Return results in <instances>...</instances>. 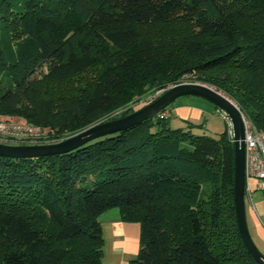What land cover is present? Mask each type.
<instances>
[{"label": "trees", "instance_id": "obj_1", "mask_svg": "<svg viewBox=\"0 0 264 264\" xmlns=\"http://www.w3.org/2000/svg\"><path fill=\"white\" fill-rule=\"evenodd\" d=\"M236 1L0 0V117L45 127L52 143L135 110L111 115L134 99L131 80L140 94L192 73L264 131V0ZM181 21L180 37L139 35ZM95 66V86L57 92ZM171 105L68 152L0 155V264H102L110 208L139 224L130 264H258L236 224L227 128L172 126Z\"/></svg>", "mask_w": 264, "mask_h": 264}, {"label": "water", "instance_id": "obj_2", "mask_svg": "<svg viewBox=\"0 0 264 264\" xmlns=\"http://www.w3.org/2000/svg\"><path fill=\"white\" fill-rule=\"evenodd\" d=\"M193 95L221 109L232 132L233 143V202L239 235L247 251L258 264H264V253L254 243L246 219L245 172H244V127L239 107L227 96L210 85L200 82H180L167 88L152 101L119 117L99 121L87 128L52 143L10 144L0 142V155L7 157H38L71 151L88 141L107 134L125 130L152 118L171 105L178 97Z\"/></svg>", "mask_w": 264, "mask_h": 264}, {"label": "rangeland", "instance_id": "obj_3", "mask_svg": "<svg viewBox=\"0 0 264 264\" xmlns=\"http://www.w3.org/2000/svg\"><path fill=\"white\" fill-rule=\"evenodd\" d=\"M219 2L222 5V7L227 9V10H234L240 6L239 2H237L236 0H219ZM244 9L247 10V7H244ZM249 18L250 17L248 16L247 20ZM138 31H139V35L141 37L152 38L153 40H155V42L161 43L163 40L162 38H164L167 35H169V36L172 35L173 37H180L184 33H188L190 31V29H189V22L188 21L187 22L181 21V22H175V23H171V24L142 25V26L138 27ZM98 69H99V67L95 66V67L85 71L84 73L75 77L73 80L62 84L61 90H57V92L59 94L62 93L60 95H63L65 98V96L68 95L69 92L76 90L80 86H83V85L95 86L96 73H97ZM193 76L194 75L192 73L185 74V75L181 76V78H180L181 82H190L189 79L193 78ZM5 78L6 77L3 76V78H0L1 79L0 81H4ZM134 81L135 80H131L128 84V89H129V91L131 90V92H133V94L131 96H134L133 97L134 99L133 100L130 99L131 101H129L128 103H127L126 99H124L120 103L121 105L118 106L116 109H114V111L111 113V115H117L118 113H120L121 111L126 109V107H128V106H130V107L132 106L133 109H138L139 107H141V106L145 105L146 103L152 101V99H150V98L154 94L159 93L158 95H160L162 92H164L170 86L177 84V83L167 82L165 84L160 85L158 83V86L155 85V86L150 87V88H148L147 85H145L144 86L145 91H142L140 94H137V92L134 89L135 88ZM197 82H199V81H197ZM217 91H219V90H217ZM219 92H221V91H219ZM147 97H148V99H147ZM217 114L219 115L218 118H216L215 120L210 121V122L207 121L205 123L206 127L204 126L202 130H196L195 132L197 134L206 133V134L211 135L213 137H218L220 135V133H222L223 131L226 130L227 126L224 125V120H223L224 115H225L224 112L221 109L217 108ZM241 115H244V114L241 113ZM14 118H16V117H14ZM225 121L227 122L228 120H225ZM175 125H176V123L173 122L172 126H175ZM251 183H252L251 187H252V189H254L253 181ZM204 186L206 189L209 188L208 184H204ZM253 204H254V209L252 208V205H250L249 202L245 199V211H246L247 224H248V228H249V231H250V234H251V237H252L254 243L256 244L258 249L262 253H264V240H262L261 238H259L256 235L252 216H251V213H254L257 216L259 215V218H260L259 221L261 222L262 227H264V224H262V222H264V193H262L261 191H258L256 189L253 190Z\"/></svg>", "mask_w": 264, "mask_h": 264}, {"label": "crops", "instance_id": "obj_4", "mask_svg": "<svg viewBox=\"0 0 264 264\" xmlns=\"http://www.w3.org/2000/svg\"><path fill=\"white\" fill-rule=\"evenodd\" d=\"M217 108L205 99L186 95L178 97L170 106V115L176 124L185 120L194 122L213 121L219 117ZM224 125L229 128V123ZM206 127V126H205ZM256 235L264 240V227L259 215L251 213ZM104 243L102 247V264H130L139 249V224L122 221L117 208H110L99 216Z\"/></svg>", "mask_w": 264, "mask_h": 264}, {"label": "built area", "instance_id": "obj_5", "mask_svg": "<svg viewBox=\"0 0 264 264\" xmlns=\"http://www.w3.org/2000/svg\"><path fill=\"white\" fill-rule=\"evenodd\" d=\"M154 94L150 99H153ZM148 99V97H147ZM168 111L161 113L166 116ZM224 119L228 120L224 115ZM244 127V172H245V199L253 204V190L264 193V131L258 129L247 117L242 115ZM229 123V120L227 121ZM48 129L12 117H0V142L10 144H40L51 143L47 136ZM228 137L232 141V132L229 125ZM62 140V139H61ZM59 141V140H58ZM56 142V141H54ZM254 189H252V182ZM264 224V222H262Z\"/></svg>", "mask_w": 264, "mask_h": 264}]
</instances>
